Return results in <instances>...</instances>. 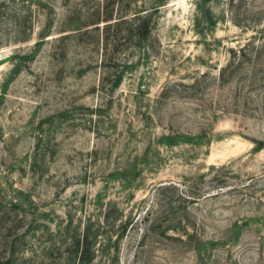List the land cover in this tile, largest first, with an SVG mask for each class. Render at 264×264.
I'll list each match as a JSON object with an SVG mask.
<instances>
[{
  "label": "rangeland",
  "instance_id": "1",
  "mask_svg": "<svg viewBox=\"0 0 264 264\" xmlns=\"http://www.w3.org/2000/svg\"><path fill=\"white\" fill-rule=\"evenodd\" d=\"M0 264H264V0H0Z\"/></svg>",
  "mask_w": 264,
  "mask_h": 264
}]
</instances>
